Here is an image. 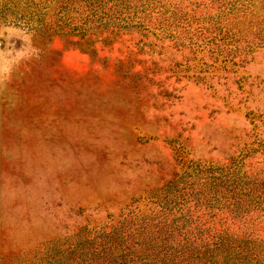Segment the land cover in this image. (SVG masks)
<instances>
[{"label": "rangeland", "instance_id": "1", "mask_svg": "<svg viewBox=\"0 0 264 264\" xmlns=\"http://www.w3.org/2000/svg\"><path fill=\"white\" fill-rule=\"evenodd\" d=\"M7 5L33 20L0 21V264H111L207 212L229 242L188 264H264V0Z\"/></svg>", "mask_w": 264, "mask_h": 264}, {"label": "trees", "instance_id": "2", "mask_svg": "<svg viewBox=\"0 0 264 264\" xmlns=\"http://www.w3.org/2000/svg\"><path fill=\"white\" fill-rule=\"evenodd\" d=\"M9 19L10 22L24 23L31 27L33 16L29 18V16L23 15L20 9L13 10L7 5L0 9V21L9 22ZM233 214H235L233 217L237 218L240 212H233ZM202 216L207 218L204 221L198 220L199 222L192 220L190 214L172 218L171 221L162 216L154 225L149 224L153 226L151 230L142 227V224L140 228L134 230V233H129L127 239L131 243L124 249L121 246L125 239L121 240L119 235H115L113 238L115 245L111 246V264H129L127 260L129 257L142 261L141 264H145L148 260L156 262V264H174L175 258H180L181 264H188L187 261L203 258L205 251L201 249L210 245L224 246L229 242V233L225 228H222V220H219L221 229L213 232L212 225H214L215 215L210 216L207 212ZM195 245L197 247H194ZM119 250H121L120 255H117Z\"/></svg>", "mask_w": 264, "mask_h": 264}]
</instances>
